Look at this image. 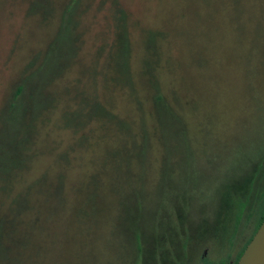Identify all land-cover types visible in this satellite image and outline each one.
Here are the masks:
<instances>
[{"label": "rangeland", "instance_id": "374dc122", "mask_svg": "<svg viewBox=\"0 0 264 264\" xmlns=\"http://www.w3.org/2000/svg\"><path fill=\"white\" fill-rule=\"evenodd\" d=\"M73 3L0 0V264L237 261L264 211V0ZM21 84L33 109L6 115Z\"/></svg>", "mask_w": 264, "mask_h": 264}, {"label": "trees", "instance_id": "16d2710c", "mask_svg": "<svg viewBox=\"0 0 264 264\" xmlns=\"http://www.w3.org/2000/svg\"><path fill=\"white\" fill-rule=\"evenodd\" d=\"M78 3V0H74V3H73V6L71 7V9L76 5ZM71 9H68L67 11H71ZM75 9V8H74ZM73 9V10H74ZM72 10V11H73ZM67 12H65V14H64V17H66V18H63V26H62V28H60V32L58 33V35H57V37H56V39H55V42H54V47L58 44V43H61L62 41H63V43L64 42H68L69 40H70V34H71V31H70V25H71V23H72V18H71V13L67 16ZM54 47L52 46V50L50 51V55H49V57L51 58V56L53 57V58H47L46 59V61H48L49 60V62L48 63H50V60H51V62L53 63L54 62V60L56 59L55 57V55H54V53L52 52L53 50H54ZM55 51V50H54ZM47 63V64H48ZM24 88H25V85L24 84H21V85H19L18 87H17V91H16V94L14 95V98H13V100L11 101V103H10V106H9V114L7 113L6 115H11V114H13L14 112H17L18 110H20L22 107L24 108V110L26 111V109H28V108H30V111L33 109V108H31L30 106H29V102H27L25 99H21L22 98V95H23V90H24ZM19 95H21V96H19ZM32 96L33 95H31V97L30 98H32ZM29 98V99H30ZM27 102V103H26ZM5 115V116H6ZM259 165V164H258ZM257 167L258 166H256L254 169H253V171L251 172V174H248V176H247V178L243 181V183L242 184H234V185H232V186H230L229 187V189H227V192L225 193V200H226V206H230L231 207V210L226 214V216L224 217V219L223 220H226V218L230 215V214H233L232 216H230V220L232 221V222H234V219H235V209H236V203H237V201L236 200H234V202H232L231 200V198H232V196H234L233 194L234 193H239L240 195H243V196H245V198L247 199V200H249L248 199V194H249V189L252 187V183H253V179H254V177L256 176V173H257ZM237 196H238V194H237ZM263 197H264V190H263ZM232 205H234V206H232ZM250 205V204H249ZM263 220H264V211H263V213H262V215H261V218H259V222H257L258 223V227H257V229L259 228V226L261 225V222H263ZM252 238V237H251ZM245 248H246V246H245ZM245 248H244V250H245ZM243 250V251H244ZM161 251V250H160ZM162 255H160V260L162 259V263H164V264H166V262L167 261H169V263L170 264H173V262L174 263H177L178 264V262H177V260L176 259H174V257H177L178 256V254L177 255H175L174 254V251L173 250H171V249H162ZM176 252V251H175ZM177 253V252H176ZM178 253H179V251H178ZM243 253V252H242ZM242 253H241V255H242ZM240 255V256H241ZM240 256H239V258H240ZM171 260V261H170ZM238 260V259H237ZM224 264H231V262H224ZM234 264H237V261H235V263Z\"/></svg>", "mask_w": 264, "mask_h": 264}, {"label": "water", "instance_id": "95a60500", "mask_svg": "<svg viewBox=\"0 0 264 264\" xmlns=\"http://www.w3.org/2000/svg\"><path fill=\"white\" fill-rule=\"evenodd\" d=\"M237 264H264V220L247 244Z\"/></svg>", "mask_w": 264, "mask_h": 264}, {"label": "flooded vegetation", "instance_id": "af4514ba", "mask_svg": "<svg viewBox=\"0 0 264 264\" xmlns=\"http://www.w3.org/2000/svg\"><path fill=\"white\" fill-rule=\"evenodd\" d=\"M251 240V239H250ZM241 257V256H240ZM240 258H238V260H239ZM238 260H237V263H238ZM228 262H231V264H234L235 263V261H233V260H230V261H228Z\"/></svg>", "mask_w": 264, "mask_h": 264}]
</instances>
